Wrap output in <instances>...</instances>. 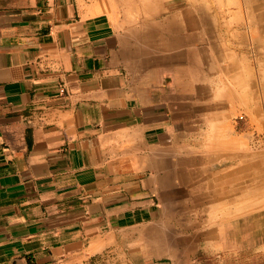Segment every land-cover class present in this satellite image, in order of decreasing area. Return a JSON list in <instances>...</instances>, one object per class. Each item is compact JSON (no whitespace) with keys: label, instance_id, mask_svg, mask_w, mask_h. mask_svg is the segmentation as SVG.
<instances>
[{"label":"crops","instance_id":"crops-1","mask_svg":"<svg viewBox=\"0 0 264 264\" xmlns=\"http://www.w3.org/2000/svg\"><path fill=\"white\" fill-rule=\"evenodd\" d=\"M254 135L264 0H0V264H264Z\"/></svg>","mask_w":264,"mask_h":264},{"label":"rangeland","instance_id":"rangeland-1","mask_svg":"<svg viewBox=\"0 0 264 264\" xmlns=\"http://www.w3.org/2000/svg\"><path fill=\"white\" fill-rule=\"evenodd\" d=\"M263 137H261L260 135L259 136H256L254 135V139L251 143V147L252 149L254 150H260V149H264V144H259V139H262ZM264 141V139H262Z\"/></svg>","mask_w":264,"mask_h":264},{"label":"built area","instance_id":"built-area-1","mask_svg":"<svg viewBox=\"0 0 264 264\" xmlns=\"http://www.w3.org/2000/svg\"><path fill=\"white\" fill-rule=\"evenodd\" d=\"M238 120H243V117H242V116L238 117ZM263 138H264V137H263ZM263 138H262V139H263Z\"/></svg>","mask_w":264,"mask_h":264},{"label":"bare ground","instance_id":"bare-ground-1","mask_svg":"<svg viewBox=\"0 0 264 264\" xmlns=\"http://www.w3.org/2000/svg\"><path fill=\"white\" fill-rule=\"evenodd\" d=\"M117 15V14H116ZM231 28V27H230ZM124 30V29H123ZM233 94V93H232Z\"/></svg>","mask_w":264,"mask_h":264}]
</instances>
